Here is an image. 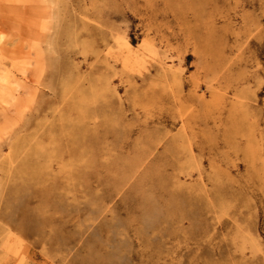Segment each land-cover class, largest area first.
Masks as SVG:
<instances>
[{"label":"rangeland","instance_id":"rangeland-1","mask_svg":"<svg viewBox=\"0 0 264 264\" xmlns=\"http://www.w3.org/2000/svg\"><path fill=\"white\" fill-rule=\"evenodd\" d=\"M0 264H264V0H0Z\"/></svg>","mask_w":264,"mask_h":264},{"label":"bare ground","instance_id":"bare-ground-1","mask_svg":"<svg viewBox=\"0 0 264 264\" xmlns=\"http://www.w3.org/2000/svg\"><path fill=\"white\" fill-rule=\"evenodd\" d=\"M108 131H107V133H108V136H110L111 138H113L115 141H116V139H117V137H118V134H117V132L116 131H114L115 130V128H114V125H112V124H109L108 123ZM114 129V130H113ZM78 133H84V132H82V130L80 129V130H78ZM85 134V133H84ZM82 141L81 142H77L78 144H82V145H84V144H92V145H94V146H98L101 142H102V140L101 139H96V138H93V137H87L86 139H85V136L84 137H82ZM104 140H106L105 138L103 139V141ZM83 174H81V171H78V169L75 171V174L74 175H70V176H68L70 179H72V178H74V177H76V178H81V177H83L82 176ZM148 205V207H147V210H152V204L151 203H149V204H147ZM18 215H20L22 218H24V221H27L28 220V214L26 213V212H23V211H18L17 212V210H15V209H13ZM19 212H20V214H19Z\"/></svg>","mask_w":264,"mask_h":264}]
</instances>
